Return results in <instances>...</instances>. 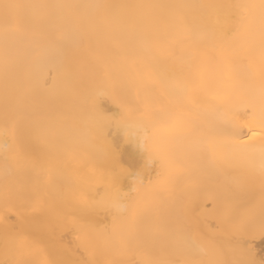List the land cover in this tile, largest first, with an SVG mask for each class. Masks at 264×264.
Wrapping results in <instances>:
<instances>
[{
	"label": "snow or ice",
	"instance_id": "obj_1",
	"mask_svg": "<svg viewBox=\"0 0 264 264\" xmlns=\"http://www.w3.org/2000/svg\"><path fill=\"white\" fill-rule=\"evenodd\" d=\"M0 100V264H264V0H0Z\"/></svg>",
	"mask_w": 264,
	"mask_h": 264
},
{
	"label": "bare ground",
	"instance_id": "obj_2",
	"mask_svg": "<svg viewBox=\"0 0 264 264\" xmlns=\"http://www.w3.org/2000/svg\"><path fill=\"white\" fill-rule=\"evenodd\" d=\"M106 3H116V2H124V3H133L136 0H103ZM204 3H220L225 2V0H201ZM2 102V100H0ZM51 105L58 110L64 111L69 116L71 115L70 108L72 104L71 98L64 97V96H57L50 100ZM137 148L133 144L128 143H120L119 145V153L122 162L127 165L131 163L133 159L137 155ZM127 183V182H125ZM53 227V240L54 243L57 245L67 248V249H75L77 246V241L72 234V232L68 229H61L57 227L55 224L52 225ZM3 230V226L0 225V231ZM251 249L253 250L254 254L256 255L257 259L264 258V238L257 233L254 237H249L244 241ZM68 259L77 260L81 257L78 255L68 256Z\"/></svg>",
	"mask_w": 264,
	"mask_h": 264
}]
</instances>
